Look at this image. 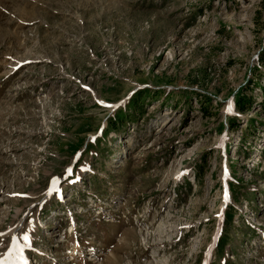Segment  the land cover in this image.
I'll use <instances>...</instances> for the list:
<instances>
[{"label":"rangeland","instance_id":"obj_1","mask_svg":"<svg viewBox=\"0 0 264 264\" xmlns=\"http://www.w3.org/2000/svg\"><path fill=\"white\" fill-rule=\"evenodd\" d=\"M12 237L16 264H264V0H0V264Z\"/></svg>","mask_w":264,"mask_h":264},{"label":"snow or ice","instance_id":"obj_2","mask_svg":"<svg viewBox=\"0 0 264 264\" xmlns=\"http://www.w3.org/2000/svg\"><path fill=\"white\" fill-rule=\"evenodd\" d=\"M97 103L100 104L102 107H108V108H113L115 107V105H110V104H105L103 101L97 100ZM123 103V102H121ZM72 169H66L67 174L70 176L72 174ZM59 183V179L56 177H53L52 181H51V187L49 189V193L51 194L52 192H57L59 191L57 185ZM23 240L25 245L29 244L30 241V237L25 234L23 236ZM22 252H23V247L20 246L17 243V239L16 237H12L11 238V247L8 248V251L3 259V264H16V259L18 260H23L22 257ZM15 255V259H12L13 256Z\"/></svg>","mask_w":264,"mask_h":264},{"label":"trees","instance_id":"obj_3","mask_svg":"<svg viewBox=\"0 0 264 264\" xmlns=\"http://www.w3.org/2000/svg\"><path fill=\"white\" fill-rule=\"evenodd\" d=\"M239 102V106L243 108V101H240V99L237 101V104ZM135 106V105H134ZM116 118H117V115H115ZM119 116V115H118ZM116 118L114 119V121L116 120ZM117 119H120V118H117Z\"/></svg>","mask_w":264,"mask_h":264},{"label":"bare ground","instance_id":"obj_4","mask_svg":"<svg viewBox=\"0 0 264 264\" xmlns=\"http://www.w3.org/2000/svg\"><path fill=\"white\" fill-rule=\"evenodd\" d=\"M16 63H14V65H15ZM13 64H12V66H14Z\"/></svg>","mask_w":264,"mask_h":264}]
</instances>
